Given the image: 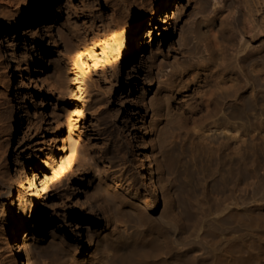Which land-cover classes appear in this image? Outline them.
I'll list each match as a JSON object with an SVG mask.
<instances>
[{"label":"bare ground","instance_id":"1","mask_svg":"<svg viewBox=\"0 0 264 264\" xmlns=\"http://www.w3.org/2000/svg\"><path fill=\"white\" fill-rule=\"evenodd\" d=\"M190 2L195 11L191 22L205 16L195 8L201 0ZM172 4L173 0H96L95 9L103 15L98 23L102 26L99 34L105 46L111 48L110 56L114 53L118 60L114 72L118 73L125 62L129 66L127 86L120 92L122 106H136L138 97H145L147 86L139 78L151 76L149 67L154 66L160 73L168 64L171 71L163 81L164 91L153 102L154 127L149 129L153 132L152 151L158 149L160 156L149 154L150 141L140 143L142 177L148 181L146 196L133 216H126L122 209L112 228L88 234L84 252H92L102 264H264V145L259 146L261 153L256 145L250 153L245 145L226 150L222 144L196 138L205 129L221 130L227 136L245 132L251 122L250 113L264 131V88L245 72L246 56H239L245 46L225 66L214 62L212 56L186 61V51L164 60L165 55L154 44L155 36H171L174 29L182 38L185 33L183 5L179 2L175 12ZM60 12L61 0H0V185L4 195L13 193L9 178H20L24 157L18 146L27 138L40 105L36 102L30 114L25 107L21 87H17L24 84L22 62H30L28 74L35 72L42 83L53 85L55 81L38 72L44 63V33L76 48L85 44L76 29L65 30L59 25L56 16ZM243 16L249 21L250 14L243 12ZM24 28L31 31L40 46L29 57L25 55L27 44L22 49L17 39ZM256 28L243 25L242 31L253 32ZM193 30L216 48L225 43L223 28L213 17L196 20ZM253 70L261 79L258 62ZM19 131L23 133L19 135ZM26 160L31 165L30 155ZM154 161L158 176L149 167ZM91 180L85 174L79 179L84 197L111 211L100 184ZM248 189L250 192L243 195L242 191L247 193ZM163 204L169 209L158 217L156 212ZM19 207L23 205L19 203ZM9 211L13 233L4 238L6 251L12 253L9 261L48 264L36 255L38 233L43 228L42 211H35L31 225L25 224L27 218L16 214L14 207L10 206ZM2 226L7 229L5 223ZM48 250L43 255L54 260L53 264H94L89 257H79L80 249L70 245L53 242Z\"/></svg>","mask_w":264,"mask_h":264},{"label":"rangeland","instance_id":"2","mask_svg":"<svg viewBox=\"0 0 264 264\" xmlns=\"http://www.w3.org/2000/svg\"><path fill=\"white\" fill-rule=\"evenodd\" d=\"M179 2L183 5L181 11L186 20L183 24L184 37H180L178 30L174 29L171 36L156 35L154 39L157 49L165 55L164 60H172L180 51H186V61L212 56L214 62H222L221 65L225 66L236 51L245 46V50L239 54L246 56L243 60L245 72L264 88V0H201L195 8L204 12L205 16L195 19L213 17L219 22L226 37L222 48H216L210 45L208 39H200L196 35L193 30L196 20L191 22L195 11L190 0H173V11H178ZM95 3L96 0H61L57 22L65 30L76 29L81 33L80 39L85 44L80 48L44 33V63L38 72L41 76L48 75L55 84L42 83L35 72L28 74L26 68L30 62H22L24 84L19 83L17 87H21L25 107L30 114L36 102L39 101L40 105L33 126L26 132L27 138L18 146L23 149L24 160L20 178L8 180L13 186V193L4 195L5 190L0 185V264H16V260H13L14 263L9 261L12 253L6 251L4 241L13 233L10 206L15 208L16 214L27 218L24 221L26 225L32 224L37 209L42 211L43 228L38 233L36 251L42 262L54 263V260L43 255V251L48 250L51 243L57 242L80 249L79 257L86 256L94 264H102L92 252H84L88 245V234L107 226L112 228L122 209L126 216H133L134 209L140 207L148 191L147 178L142 177L144 168L139 154L143 149L140 143L150 141L147 147L149 154L153 158L156 154L160 156L158 149L155 153L152 151L153 132L149 129L154 127L153 102L164 91L163 81L167 79L171 66L166 64L160 73L154 66L149 67L147 71H151V76L142 75L139 78L147 86L145 97H138L136 106H122L120 92L127 86L129 66L125 62L120 65L118 73L114 72L118 60L114 59V53L110 56L111 48L105 46L99 34L102 26H98V23L103 15L95 9ZM243 12L250 14L249 21L245 20ZM172 21L171 17L170 24L173 25ZM243 25L257 28L253 32H244ZM17 39L22 49L27 44V57L37 53L40 46L34 41L31 31L21 29ZM255 62L261 68V79L258 71L253 70ZM133 80L138 84L136 79ZM12 92L14 95L15 91ZM249 117L251 122L247 130L232 133L236 135L232 138L231 133L227 136L215 129L202 130L196 134V138L206 143L222 144L226 150L245 145L251 153L258 146L257 151L261 153L259 146L264 145V131L254 114L250 113ZM22 133L19 131V135ZM137 134L139 139L136 138ZM28 155L32 158L31 165L26 160ZM82 163L85 165L82 166ZM155 163L149 167L154 168L158 176ZM13 167L10 161V174L14 173ZM83 174L91 178L92 183L100 184L111 211L84 197L85 191L79 181ZM249 192L250 189L247 193L244 190L242 194ZM19 203L23 207L20 208ZM168 209L165 204L159 206L156 216H161ZM67 217L71 218L70 222Z\"/></svg>","mask_w":264,"mask_h":264}]
</instances>
